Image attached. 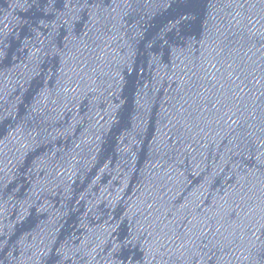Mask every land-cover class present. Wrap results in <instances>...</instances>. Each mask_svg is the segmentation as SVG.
Wrapping results in <instances>:
<instances>
[{
	"label": "water",
	"instance_id": "water-1",
	"mask_svg": "<svg viewBox=\"0 0 264 264\" xmlns=\"http://www.w3.org/2000/svg\"><path fill=\"white\" fill-rule=\"evenodd\" d=\"M0 264H264V0H0Z\"/></svg>",
	"mask_w": 264,
	"mask_h": 264
}]
</instances>
